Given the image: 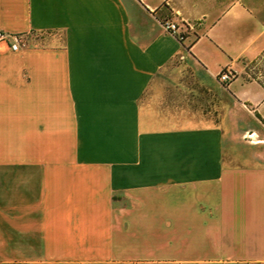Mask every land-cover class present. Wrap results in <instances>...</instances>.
I'll return each mask as SVG.
<instances>
[{"label":"crops","instance_id":"obj_1","mask_svg":"<svg viewBox=\"0 0 264 264\" xmlns=\"http://www.w3.org/2000/svg\"><path fill=\"white\" fill-rule=\"evenodd\" d=\"M0 30V264H264V165L170 76L233 72L264 127V0H0Z\"/></svg>","mask_w":264,"mask_h":264},{"label":"rangeland","instance_id":"obj_2","mask_svg":"<svg viewBox=\"0 0 264 264\" xmlns=\"http://www.w3.org/2000/svg\"><path fill=\"white\" fill-rule=\"evenodd\" d=\"M226 72L229 78L222 80L223 72H221L217 76L216 87H209V85H199L188 80L195 76L191 70L182 68L171 70V77L178 81L184 80L183 84L176 85L182 89L181 92L184 95L183 100H180L178 104L180 107L183 105L185 108H194L202 114L210 113L213 119L222 122L229 139L226 158L230 164L234 166L264 165V144L253 143L258 139L264 142V127L256 116L252 115L245 106L238 104L224 89L227 87V82L235 77L233 72ZM249 73L258 75L264 80V59L252 65ZM249 133L256 135L247 137Z\"/></svg>","mask_w":264,"mask_h":264},{"label":"built area","instance_id":"obj_3","mask_svg":"<svg viewBox=\"0 0 264 264\" xmlns=\"http://www.w3.org/2000/svg\"><path fill=\"white\" fill-rule=\"evenodd\" d=\"M165 28L167 31L176 35L180 40L183 39V27L174 22H166ZM0 42L5 43L11 50L17 51L23 46L27 45L26 37L23 34H9L0 30ZM229 78L228 73L225 71L221 74V79L226 80Z\"/></svg>","mask_w":264,"mask_h":264},{"label":"trees","instance_id":"obj_4","mask_svg":"<svg viewBox=\"0 0 264 264\" xmlns=\"http://www.w3.org/2000/svg\"><path fill=\"white\" fill-rule=\"evenodd\" d=\"M262 59H264V52H263L259 57H257L256 59H254V60H252V61H250V62H248V63L246 64V68H245L246 73L250 75L249 71H250V69H251V66L257 64V63H258L259 61H261ZM224 71H228V70H227V69H222V70H221V72H224ZM221 72H220V73H221ZM220 73H219V74H220ZM219 74H218V75H219ZM250 76H251L252 78H254L255 80H257L261 85L264 86V80L261 79L258 75H250ZM227 83H228V82H227ZM256 116H257L258 118H260V116H259L258 114H256Z\"/></svg>","mask_w":264,"mask_h":264},{"label":"bare ground","instance_id":"obj_5","mask_svg":"<svg viewBox=\"0 0 264 264\" xmlns=\"http://www.w3.org/2000/svg\"><path fill=\"white\" fill-rule=\"evenodd\" d=\"M249 137H252V136H254V134H250V135H248ZM257 142H259V140H257Z\"/></svg>","mask_w":264,"mask_h":264}]
</instances>
